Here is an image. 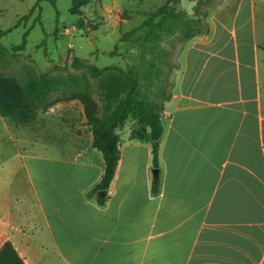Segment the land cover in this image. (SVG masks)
<instances>
[{"label": "crops", "instance_id": "obj_1", "mask_svg": "<svg viewBox=\"0 0 264 264\" xmlns=\"http://www.w3.org/2000/svg\"><path fill=\"white\" fill-rule=\"evenodd\" d=\"M205 22L173 63L159 192L150 146L128 129L107 201L86 197L103 159L90 128L84 146L81 126L68 128L73 154L43 155V171L25 165L31 216L0 207V247L9 240L25 264H264V0H220ZM63 103L43 112V130Z\"/></svg>", "mask_w": 264, "mask_h": 264}, {"label": "rangeland", "instance_id": "obj_2", "mask_svg": "<svg viewBox=\"0 0 264 264\" xmlns=\"http://www.w3.org/2000/svg\"><path fill=\"white\" fill-rule=\"evenodd\" d=\"M164 1L90 0L79 13L72 14L69 11L71 0H0V31L10 29L0 37V45L6 52L0 62V72L25 84L31 77L41 74L63 77L88 75L90 67L101 69V76L113 74L122 82L123 74L131 71L138 81L139 97H154L157 94L156 78L165 77L166 90L173 79L171 66L177 62L184 46L180 39L181 31L185 29L184 21L193 16L192 8L197 0L179 1L175 10L186 15L179 17L173 30L157 41L149 39L146 28L135 31L122 41L120 37L140 25L148 12ZM26 15V18H21ZM161 20L157 17L154 22ZM64 29L68 32L63 33ZM24 32L27 33L24 46L12 49L21 43ZM76 59L82 65H76ZM165 59L169 67L162 65ZM150 62L156 64L154 68L149 67ZM88 81L98 100V79L88 75ZM63 104H68L65 113H61L65 108H59L44 118L45 130L43 112L28 125L0 117V207H12L17 219L31 216L29 205L33 199L25 165L32 170L43 171V155L73 154L68 128L74 131L76 126H81L79 132L84 146L89 127L80 122L84 120L76 108L80 103L68 101ZM133 124L127 118L118 128L120 147ZM43 143L48 146L44 148ZM136 152L139 158L134 167L142 170L147 161V151L143 147L137 148ZM149 171L152 174V168ZM35 222L38 243H33L38 245L43 232L37 215Z\"/></svg>", "mask_w": 264, "mask_h": 264}, {"label": "trees", "instance_id": "obj_3", "mask_svg": "<svg viewBox=\"0 0 264 264\" xmlns=\"http://www.w3.org/2000/svg\"><path fill=\"white\" fill-rule=\"evenodd\" d=\"M179 1L165 0L161 6L149 11L140 25L122 33L120 41L143 28L148 30L150 40H159L166 32L173 30L179 17L186 15L183 11L175 10ZM89 2L90 0H71L69 11L77 14L80 8ZM219 3L220 0L196 1L192 8L193 16L187 17L184 21L185 29L181 31V43H186L196 34L206 32L205 19ZM26 17L27 15L21 18ZM157 17L162 20L154 22ZM8 31L10 29L1 30L0 37ZM26 35L27 33L24 32L21 43L13 46L12 49L23 47ZM5 55L6 52L0 45V62ZM74 63L78 66L82 65L77 59ZM155 65L154 62L149 63L150 68H154ZM162 65L169 67V62L165 59ZM171 67L176 68L177 66L172 65ZM102 72L96 67H90L88 70L89 76L98 79V100L94 97L88 75L63 77L41 74L21 84L15 77L0 72V117L17 124L33 123L40 112L47 111L58 102L77 100L81 104L83 115L92 134L91 146L101 153L103 159L101 178L86 191L85 196L94 198L100 206L107 201L106 190L114 177L120 159V136L117 130L127 118L134 123L129 129V139L148 143L151 167L159 168L158 150L164 129L162 113L164 102L171 96L170 90L165 88V77L160 76L154 80L157 89L154 97H139L138 81L131 71L123 74L122 82L117 80L113 74L101 76ZM99 190H105V193L99 196L97 194ZM158 192L159 181H152L150 194L156 195ZM0 264H25L9 240L4 241L0 247Z\"/></svg>", "mask_w": 264, "mask_h": 264}, {"label": "water", "instance_id": "obj_4", "mask_svg": "<svg viewBox=\"0 0 264 264\" xmlns=\"http://www.w3.org/2000/svg\"><path fill=\"white\" fill-rule=\"evenodd\" d=\"M158 172H159L158 168H152V177H153V180L154 181H157L158 180ZM104 193H105V190H99V191H97V194L99 196H102Z\"/></svg>", "mask_w": 264, "mask_h": 264}, {"label": "built area", "instance_id": "obj_5", "mask_svg": "<svg viewBox=\"0 0 264 264\" xmlns=\"http://www.w3.org/2000/svg\"><path fill=\"white\" fill-rule=\"evenodd\" d=\"M67 32H68V30H67V29H64V30H63V33H67Z\"/></svg>", "mask_w": 264, "mask_h": 264}]
</instances>
